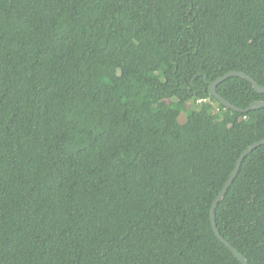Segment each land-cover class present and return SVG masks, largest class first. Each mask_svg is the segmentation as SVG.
Returning <instances> with one entry per match:
<instances>
[{
    "label": "trees",
    "instance_id": "trees-1",
    "mask_svg": "<svg viewBox=\"0 0 264 264\" xmlns=\"http://www.w3.org/2000/svg\"><path fill=\"white\" fill-rule=\"evenodd\" d=\"M233 71L264 88V0H0V264H242L210 221L264 139L210 93ZM216 224L264 264V145Z\"/></svg>",
    "mask_w": 264,
    "mask_h": 264
},
{
    "label": "water",
    "instance_id": "water-1",
    "mask_svg": "<svg viewBox=\"0 0 264 264\" xmlns=\"http://www.w3.org/2000/svg\"><path fill=\"white\" fill-rule=\"evenodd\" d=\"M232 77H240V78H243V79L249 81L258 93L264 94V88L260 87L257 84V82L251 76H249L243 72L233 71V72H230L224 76H221L216 81H214L210 84L209 90H210L211 95H213L225 107H227V108H229L235 112H239V113H247L249 111H254V110L264 108V101H257V102L252 103L250 105V107L243 109V108H240V107H237V106L231 104L229 101H227L225 98H223L219 93H217V86L220 83H222L223 81H225L229 78H232ZM263 145H264V139L252 144L249 148H247L244 151V153L241 155V157L239 158V160L237 162L236 168L233 170V172L231 173L230 177L228 178L226 184L224 185L223 189L221 190V192L216 197V199H215V201L211 207V210H210V221H211V225H212L214 233L216 234L218 239L228 247V249L233 253L235 258H237L242 264H249V263L239 252H237V250L227 240H225V238L220 234V232L217 228L216 209H217L219 203L224 199L226 193L228 192L229 187L233 184V182H234V180H235V178H236V176H237V174L241 168V164H242L243 160L249 154H251L254 150H256L257 148H259Z\"/></svg>",
    "mask_w": 264,
    "mask_h": 264
},
{
    "label": "rangeland",
    "instance_id": "rangeland-1",
    "mask_svg": "<svg viewBox=\"0 0 264 264\" xmlns=\"http://www.w3.org/2000/svg\"><path fill=\"white\" fill-rule=\"evenodd\" d=\"M181 121H185V115L183 114L182 116H181ZM214 203V202H213ZM213 205V204H212Z\"/></svg>",
    "mask_w": 264,
    "mask_h": 264
}]
</instances>
